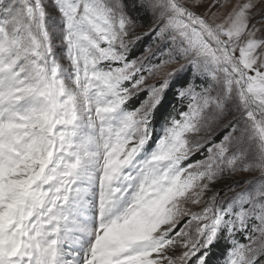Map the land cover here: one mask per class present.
<instances>
[{"label": "snow or ice", "instance_id": "6c2138e0", "mask_svg": "<svg viewBox=\"0 0 264 264\" xmlns=\"http://www.w3.org/2000/svg\"><path fill=\"white\" fill-rule=\"evenodd\" d=\"M0 264H264V0H0Z\"/></svg>", "mask_w": 264, "mask_h": 264}, {"label": "trees", "instance_id": "16d2710c", "mask_svg": "<svg viewBox=\"0 0 264 264\" xmlns=\"http://www.w3.org/2000/svg\"><path fill=\"white\" fill-rule=\"evenodd\" d=\"M48 2L51 4L52 0H48ZM53 11H54V9H53ZM131 15H132L133 19L136 22L137 28L146 29L152 24V17L150 15H148V14H137L136 12H132ZM151 36H153V34H151L149 36H143L138 41V43H136V45H134L131 48L130 55L132 57H136L137 58L139 55H141L145 51L146 48L151 46L153 44V39H151ZM153 62H154V58H153ZM186 79H188L187 76H183V77L178 78L175 81V83L173 85V88L168 92V95H167V100L168 101H172L175 104V108H176L177 111L174 114L177 115V118H179L178 117V112L180 110H184V107H185L187 101H185L183 104L180 103L178 100L174 99V93H175V90H176L177 86L183 84ZM197 83H199V81H197ZM142 98L143 97H140L139 99H142ZM139 99L134 98L131 101L130 106H135L136 104H138ZM161 113H162V115L160 116V118H159V120L157 121V124H156L157 132L160 131V128H161V125L163 124L165 116H167L169 113H172V105L168 104L166 102L164 108L161 109ZM237 238L240 239L242 242H246V241H243V237L239 233L237 234ZM215 259H216V257L214 256L213 260H215Z\"/></svg>", "mask_w": 264, "mask_h": 264}, {"label": "rangeland", "instance_id": "374dc122", "mask_svg": "<svg viewBox=\"0 0 264 264\" xmlns=\"http://www.w3.org/2000/svg\"><path fill=\"white\" fill-rule=\"evenodd\" d=\"M48 4V0H46ZM236 0H230V3H235ZM51 5V4H50ZM54 8L50 7L49 11L54 13L55 10L53 11ZM228 10V8H225L223 10H220L222 13H225ZM198 11H203V9H198ZM153 23V21H152ZM149 28V27H148ZM148 28L143 29V28H137L136 27V35L141 36L144 32L148 30ZM151 35V34H150ZM149 36V35H147ZM143 37V36H142ZM151 39H153V36H151ZM58 43V42H57ZM138 43V42H136ZM135 43V45H136ZM155 47L153 44L151 45ZM145 51L139 55L137 58H140L144 55ZM130 60L131 59H136V57H132L131 55L128 57ZM157 131V130H156ZM199 157H193V159H198ZM260 176V173L258 171L250 172V173H238L234 177H225V179L219 183H217L214 187V190L218 191L221 197H230L235 194L233 191H228L227 190V185L233 184L234 181H238V184L234 185L235 191H241L243 188L247 187V185L244 184L245 180H251L253 178H258Z\"/></svg>", "mask_w": 264, "mask_h": 264}]
</instances>
